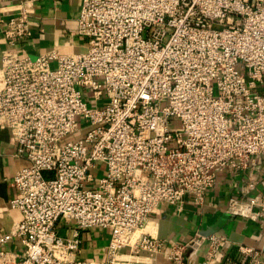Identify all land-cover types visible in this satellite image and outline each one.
I'll return each instance as SVG.
<instances>
[{
  "label": "built area",
  "instance_id": "built-area-1",
  "mask_svg": "<svg viewBox=\"0 0 264 264\" xmlns=\"http://www.w3.org/2000/svg\"><path fill=\"white\" fill-rule=\"evenodd\" d=\"M40 1L0 15V125L27 162L12 178L21 219L0 234V264H125V247L154 257L164 240L129 239L161 204H201L218 171L264 154V0H79L84 52L19 56ZM226 213L264 225V199H231ZM89 228L111 231L103 261L78 258ZM204 244L199 264L229 242L196 233L166 257L193 264ZM237 251L264 264L262 250Z\"/></svg>",
  "mask_w": 264,
  "mask_h": 264
},
{
  "label": "crops",
  "instance_id": "crops-1",
  "mask_svg": "<svg viewBox=\"0 0 264 264\" xmlns=\"http://www.w3.org/2000/svg\"><path fill=\"white\" fill-rule=\"evenodd\" d=\"M17 0H0V15L14 10ZM80 10L79 0H43L36 2L29 10L30 39L21 42L16 53L19 56L36 58L56 50L61 54H78L85 51L86 41L76 34L77 18ZM9 50L0 29V54ZM15 143L2 123L0 125V234L9 231L13 223L21 219L17 210L9 206L16 190L11 182L13 175L27 166L26 160L16 158ZM98 171L103 170L101 164ZM97 173V172H95ZM102 172L99 173L101 175ZM96 175V174H95ZM253 187H249V184ZM231 199L254 201L264 199V154L252 156L247 165L237 170L224 169L216 173L215 184L205 193L201 204L193 196L186 195L183 204L177 208L171 204H161L150 216L146 227L135 232L129 239L133 243L140 233L164 240L163 252L150 257L147 253L133 254L129 247L120 252L125 264H171L166 257L173 244H183L196 233L208 236L212 233L224 235L229 245L224 246L212 264H250L251 257L241 255L238 245L264 251V225L246 218L226 213ZM60 224L70 227L69 220ZM111 236V231L102 228H89L81 233V252L79 259L103 261ZM5 250L19 253L18 244H7ZM207 250L204 244L193 260L199 264Z\"/></svg>",
  "mask_w": 264,
  "mask_h": 264
},
{
  "label": "rangeland",
  "instance_id": "rangeland-1",
  "mask_svg": "<svg viewBox=\"0 0 264 264\" xmlns=\"http://www.w3.org/2000/svg\"><path fill=\"white\" fill-rule=\"evenodd\" d=\"M243 72V71H242ZM215 95H217L216 91H215Z\"/></svg>",
  "mask_w": 264,
  "mask_h": 264
}]
</instances>
